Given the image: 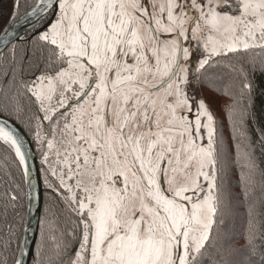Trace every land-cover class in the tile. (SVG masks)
<instances>
[{
    "label": "snow or ice",
    "instance_id": "6c2138e0",
    "mask_svg": "<svg viewBox=\"0 0 264 264\" xmlns=\"http://www.w3.org/2000/svg\"><path fill=\"white\" fill-rule=\"evenodd\" d=\"M7 2L0 264H264V0Z\"/></svg>",
    "mask_w": 264,
    "mask_h": 264
},
{
    "label": "trees",
    "instance_id": "16d2710c",
    "mask_svg": "<svg viewBox=\"0 0 264 264\" xmlns=\"http://www.w3.org/2000/svg\"><path fill=\"white\" fill-rule=\"evenodd\" d=\"M5 9L7 11L11 10V0H8L7 4L4 5ZM7 19V17H5L3 20H0V26H3L5 20ZM8 56V58L10 59L11 57V53H2L0 55V111H2L3 106L8 103L10 104V100H8L5 97V92L9 91L8 88H6L3 85V80H4V71L5 69L9 68V59H5V56ZM19 56V53L17 54ZM225 73H226V80L230 81L232 86L236 89L239 90L240 86H241V77L239 75V64H237L236 70L232 71L229 69H224ZM10 94V93H9ZM223 100H225L224 98H222ZM226 101V100H225ZM262 106H264V97H260L257 99V113H258V117L259 114L261 112V108ZM25 107L27 110V103L25 102ZM223 116L226 117L225 123H228V116H227V112H223ZM14 120V119H13ZM252 123V131L250 133V136L253 139H258L259 138V132H260V128L262 126H264V118H259L257 121H253ZM21 127L25 130V132L27 133V135L29 136L30 140L32 141V137L31 135L26 131V126H22ZM229 131H231V128L229 127ZM33 143V146L35 148L36 151V155H37V159H38V164L40 167V156L39 153L37 152V146ZM257 155H260L259 152V146H257ZM15 171V167L14 165H11V160H8L7 162L0 158V237H2L4 231L6 230L7 224H6V218L4 215V205H5V192L9 190V178L10 175ZM260 192H259V185H257V192H256V196L259 197ZM43 209H44V204L42 207V212L41 214H43ZM53 211L57 214H60V210L58 208L55 207V205H53ZM11 211L9 210L8 214H7V219L10 220L11 219ZM65 220H66V215H61L60 216V221L59 224L61 227L64 226L65 224ZM68 227H71V224L68 225ZM246 230H247V216L244 212V208H241V212L240 215L238 216V218L235 220L234 222V227H233V238L234 241L237 243V245L239 246L240 244L244 243V237L246 235ZM41 235V231H40V224H39V230H38V235L37 238H40Z\"/></svg>",
    "mask_w": 264,
    "mask_h": 264
},
{
    "label": "water",
    "instance_id": "95a60500",
    "mask_svg": "<svg viewBox=\"0 0 264 264\" xmlns=\"http://www.w3.org/2000/svg\"><path fill=\"white\" fill-rule=\"evenodd\" d=\"M3 52H0V55L2 54ZM11 123L14 124L15 127H17L19 129V131L21 132V134H23L28 142L30 143L31 145V150L35 153V158L33 161H30L29 163V167H30V170L33 171V176H35V170L36 169H39V164H38V159H37V155H36V151H35V148L33 146V143L32 141L30 140L29 136L27 135V133L25 132V130L21 127L20 124L16 123L15 120H11L10 121ZM40 208H41V212H42V207H43V198L41 199L40 201ZM32 218L30 220V227H29V235L32 236L33 234L35 235V237L37 238V235H38V230H39V216H37V214L35 213V211H33V213L31 214ZM35 247V245L33 244V248Z\"/></svg>",
    "mask_w": 264,
    "mask_h": 264
},
{
    "label": "rangeland",
    "instance_id": "374dc122",
    "mask_svg": "<svg viewBox=\"0 0 264 264\" xmlns=\"http://www.w3.org/2000/svg\"><path fill=\"white\" fill-rule=\"evenodd\" d=\"M226 103L225 100H223L222 98L219 100V104L221 106H223L224 104ZM221 118L225 121L226 120V117L223 116V113H221Z\"/></svg>",
    "mask_w": 264,
    "mask_h": 264
}]
</instances>
